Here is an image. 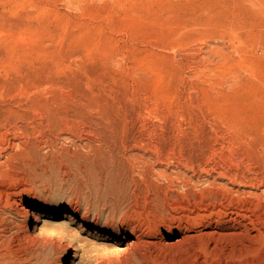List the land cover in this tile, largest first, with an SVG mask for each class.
<instances>
[{
	"label": "rangeland",
	"instance_id": "rangeland-1",
	"mask_svg": "<svg viewBox=\"0 0 264 264\" xmlns=\"http://www.w3.org/2000/svg\"><path fill=\"white\" fill-rule=\"evenodd\" d=\"M0 264H264V0H0Z\"/></svg>",
	"mask_w": 264,
	"mask_h": 264
},
{
	"label": "bare ground",
	"instance_id": "bare-ground-1",
	"mask_svg": "<svg viewBox=\"0 0 264 264\" xmlns=\"http://www.w3.org/2000/svg\"><path fill=\"white\" fill-rule=\"evenodd\" d=\"M34 220L39 221L40 218H38L36 216ZM47 226H50V227H44L45 229H43V231H42L43 233L41 232V236L36 235L35 238L33 237V239H35L38 243L46 242V241H50V242L56 241V242L61 243V242H64V239H72L74 234L76 233V231H75L76 229H74V228H66V227H62V226L58 227V228H54L53 227L54 225H52V224H49ZM24 231L26 232V230H24ZM27 237H29V236H27ZM128 238L129 237L125 236V237H123V240L115 241L114 245L111 248H109V251H105L102 254L101 259L99 258L100 261L101 262L111 261V260H117V259L125 257L127 255V253L130 251L131 246L134 243L133 240H130ZM65 248L73 250V247L71 246V244H66ZM80 258L82 259L84 257L81 255Z\"/></svg>",
	"mask_w": 264,
	"mask_h": 264
}]
</instances>
